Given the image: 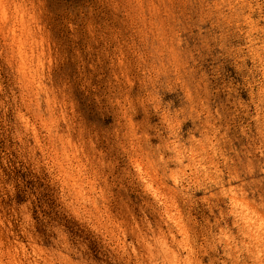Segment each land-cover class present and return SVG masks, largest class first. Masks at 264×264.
<instances>
[{"label":"rangeland","instance_id":"374dc122","mask_svg":"<svg viewBox=\"0 0 264 264\" xmlns=\"http://www.w3.org/2000/svg\"><path fill=\"white\" fill-rule=\"evenodd\" d=\"M246 2L256 11L216 9L230 15L213 16L210 32L181 33L188 64L212 88L261 74L264 48L250 37L264 26V0ZM151 22L146 11L126 14L122 0H0V264H264V122L253 119L255 105L215 121L207 153L169 161V174L138 161L135 179L124 176L116 131L125 129L111 102L120 92L109 82ZM230 48L247 57L239 73L236 56L216 59ZM223 100L221 92L210 108Z\"/></svg>","mask_w":264,"mask_h":264},{"label":"clouds","instance_id":"9594fccd","mask_svg":"<svg viewBox=\"0 0 264 264\" xmlns=\"http://www.w3.org/2000/svg\"><path fill=\"white\" fill-rule=\"evenodd\" d=\"M126 14L137 15L147 12L151 24L143 25L138 31V40L134 39L129 45L132 52L131 58H125L120 65L119 75L115 76V83L111 87H117L119 98H112L111 102L120 105L121 128L125 131L121 134L116 131L120 147L123 150L124 176L134 180L132 169L138 161L146 164H154L165 169L169 174L167 164L169 161L182 163L183 157L192 156L195 152L207 153L204 147L208 141L207 135L211 131L219 132L215 121L227 117L236 121L242 116L249 115V109L255 105L258 115L253 117L258 122H264V63L260 69V76H243V83L228 82L221 87L212 88L209 74L200 72L188 64L194 60L191 51L182 45L181 33L187 32L189 27H195L203 32H210L217 27L213 22L210 27L204 25L212 20L213 16L230 13L220 12L216 9H239L237 15H242L245 9L251 12L256 8L246 0H122ZM264 7V5H259ZM260 20H264V12H261ZM253 39L261 42L264 48V26L257 30ZM226 37L227 33H223ZM211 39L215 40L216 36ZM203 47L209 45L205 41ZM224 48L225 45L220 44ZM197 52L201 49L197 48ZM243 48L228 49L221 52L220 56H236L239 63L237 72L247 67V57L243 55ZM195 63V62H194ZM223 64H217L212 70L213 78L220 76ZM251 74V70L249 69ZM115 75V74H114ZM247 92L249 99L246 101L241 96V91ZM221 92L224 100L216 106L215 111L210 108L213 99ZM103 93L98 96L97 102L103 98ZM175 105V107H174ZM99 119L103 121L106 114L99 112ZM110 115V114H107ZM140 116L141 121L129 126L132 116ZM155 118V122H153ZM191 126L184 130L185 124ZM241 134L247 136L250 127L240 119L238 125ZM143 128L142 131H137ZM148 129H153L149 135ZM261 144H264V126L258 128ZM199 134V139H197ZM122 136V139H121ZM159 143L153 146L151 140ZM171 153L167 160L164 152ZM264 155V151L261 152ZM152 157V159H150ZM119 163V161H118ZM264 171V169H261ZM51 171V169H50ZM198 174V173H197ZM198 182L193 178V183ZM8 190L15 194V189L9 185ZM0 224L3 221L0 220Z\"/></svg>","mask_w":264,"mask_h":264},{"label":"bare ground","instance_id":"6f19581e","mask_svg":"<svg viewBox=\"0 0 264 264\" xmlns=\"http://www.w3.org/2000/svg\"><path fill=\"white\" fill-rule=\"evenodd\" d=\"M13 36V35H12ZM50 73V72H49ZM43 81H44V84H46L47 85V80L46 79H43Z\"/></svg>","mask_w":264,"mask_h":264}]
</instances>
